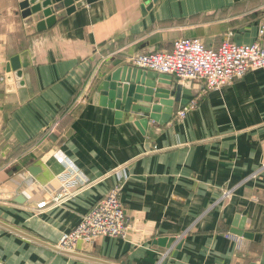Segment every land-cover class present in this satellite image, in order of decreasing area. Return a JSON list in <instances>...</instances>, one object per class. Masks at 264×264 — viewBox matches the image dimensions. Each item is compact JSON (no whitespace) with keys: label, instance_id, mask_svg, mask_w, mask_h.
I'll list each match as a JSON object with an SVG mask.
<instances>
[{"label":"crops","instance_id":"obj_1","mask_svg":"<svg viewBox=\"0 0 264 264\" xmlns=\"http://www.w3.org/2000/svg\"><path fill=\"white\" fill-rule=\"evenodd\" d=\"M11 14L16 28L0 30V222L21 234L0 225L1 264H264V68L217 91L192 81L193 110L175 120V103L159 126L144 113L117 118L97 92L176 38L254 42L264 0H0V20ZM56 150L89 182L59 204ZM119 181L126 238L59 249ZM233 223L241 243L225 237Z\"/></svg>","mask_w":264,"mask_h":264},{"label":"built area","instance_id":"obj_2","mask_svg":"<svg viewBox=\"0 0 264 264\" xmlns=\"http://www.w3.org/2000/svg\"><path fill=\"white\" fill-rule=\"evenodd\" d=\"M231 33L228 34V38ZM131 64L139 69L172 76L179 81H195L202 84L204 92L217 91L225 85L241 80L246 73L264 68V23L257 31V39L247 44H237L224 39L217 47H206L197 38H176L172 41L170 51L141 52L133 56ZM5 83V75L0 74V85ZM195 107V101L177 109L175 120H182ZM57 124L49 129L52 133ZM47 132V133H48ZM55 163L63 168L56 176L58 190L52 195L51 202L59 204L63 200L74 197L79 189L88 185L84 173L70 162L61 150L52 153ZM120 181L109 190L104 197L83 215L73 230L64 233L57 244L61 250L73 251L75 244L82 242L90 245L99 237L125 239L129 230V222L120 202ZM229 191H225L222 199H227ZM49 201L36 205L41 210ZM227 239L241 243V237L227 232ZM1 264V263H0Z\"/></svg>","mask_w":264,"mask_h":264},{"label":"water","instance_id":"obj_3","mask_svg":"<svg viewBox=\"0 0 264 264\" xmlns=\"http://www.w3.org/2000/svg\"><path fill=\"white\" fill-rule=\"evenodd\" d=\"M59 0H52L56 2ZM89 5V3L96 2L98 0H81ZM157 0H152L156 3ZM71 4L70 1H65V4ZM73 3V2H72ZM27 4L23 6V14L29 15V9ZM25 8V9H24ZM176 78L168 75L156 74L145 69L131 68L124 66L123 68H117L112 71L106 77L105 81L99 84L97 92L101 96V104L107 108H112L116 111L117 118L122 117V114H148L149 120L153 121V126H159L166 124L172 118L173 106L178 103V109L186 106L193 99V95L187 91L191 86L192 81H185L182 84L177 83ZM145 95V97L143 96ZM142 96V97H141ZM133 118H131L132 120ZM148 120L136 123L146 126ZM141 128V127H139ZM146 128V127H145ZM35 168L30 167L29 173L35 175ZM235 217V220L236 221ZM4 228L9 231H15L21 234L15 229L2 224ZM233 234L238 236H244L242 228L233 223ZM23 235V234H22ZM162 242V241H161ZM172 240L168 241L170 244ZM94 262H101L103 264H110L99 259Z\"/></svg>","mask_w":264,"mask_h":264},{"label":"rangeland","instance_id":"obj_4","mask_svg":"<svg viewBox=\"0 0 264 264\" xmlns=\"http://www.w3.org/2000/svg\"><path fill=\"white\" fill-rule=\"evenodd\" d=\"M65 1H68V0H64V4H65ZM69 1H70V3L72 4V2H73V1H76V0H69ZM45 3H46V2H45ZM46 4L48 5L49 2L46 3ZM44 5H45V4H44ZM1 7H2V9H5V8H6V10L4 11V15H5L6 13L9 14V10H7V8L9 7L8 4L4 5V7H3V6H1ZM4 15H3V16H4ZM12 15H13V14H11V16H9V18H11L10 21H7L6 19L4 20V18L0 20V30L3 31L5 34L10 30V28H16L15 23L12 24V22H11L12 19H13ZM0 18H1V17H0ZM7 25H9V28L7 27ZM17 28L20 29V27H18V26H17ZM14 32H16V31H14ZM8 34H9V33H8ZM15 41H17V40H15Z\"/></svg>","mask_w":264,"mask_h":264}]
</instances>
